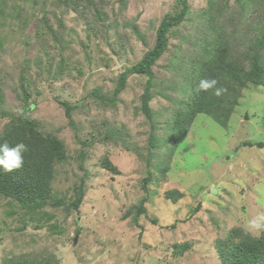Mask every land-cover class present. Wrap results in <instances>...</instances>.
<instances>
[{
	"label": "rangeland",
	"instance_id": "374dc122",
	"mask_svg": "<svg viewBox=\"0 0 264 264\" xmlns=\"http://www.w3.org/2000/svg\"><path fill=\"white\" fill-rule=\"evenodd\" d=\"M261 1L250 0L242 14L239 0H218L210 20L203 13L209 0H187L188 14L151 66L153 117L147 118L140 107L144 74H128L113 104L99 96L110 98L120 74L153 46L161 19L180 7L177 0H0V131L27 113L66 148L67 158L53 167L51 195L72 200L73 188L80 182L83 188L78 211L47 203L36 220L0 196V264H222L216 242L264 213V147L255 146L264 141V86L242 89L226 126L199 113L173 144L169 123L186 96L181 85L191 58L214 30L207 24L234 33L232 42L245 38L247 47V33L254 38L259 28ZM61 101L72 107L69 116ZM152 123L159 147L149 153ZM166 190L181 194L172 201Z\"/></svg>",
	"mask_w": 264,
	"mask_h": 264
},
{
	"label": "trees",
	"instance_id": "16d2710c",
	"mask_svg": "<svg viewBox=\"0 0 264 264\" xmlns=\"http://www.w3.org/2000/svg\"><path fill=\"white\" fill-rule=\"evenodd\" d=\"M92 1L84 0V5ZM217 1L209 0L208 10L203 11V13L209 14L208 18L210 20L217 12V10L214 11V7L217 6V9H219ZM239 1L242 3V14H244L247 11L246 8L251 5H249L250 0ZM177 3L180 4L177 11L168 13L161 19L156 29L153 46L136 63L127 67L120 74L112 96L110 98L99 96L100 101L115 103L117 95L124 88L127 75L132 73L144 74L147 78L143 93L140 96V107L147 118L153 117L152 109L149 107L154 84L151 66L167 50L169 31L172 27L180 24L188 14L187 0H177ZM259 5L261 7L259 6L257 10L262 8L261 19L257 23L259 28H253L252 31L256 30L254 38L250 37L251 32L247 33V37L252 39V44L249 43L250 45L248 44L247 47L246 44L245 46L243 44L245 43V38L239 43L232 42L234 33H221L222 28H216L215 23L210 22L207 24L212 29H216L217 32L210 30V34L206 33L202 39L204 46L197 49L196 54L191 58L190 72L184 76L185 81L181 85V89L186 93V96L181 100L180 107L172 112L173 118L170 119L171 122L169 123L168 138L173 144L182 140L193 119L199 113H205L217 123L226 126L230 114L233 112V107L238 104L242 89L247 88L249 85L252 87L264 86V0ZM19 7L20 5L16 3L12 5L13 11L16 13L20 12ZM10 15H15V13ZM95 16L101 18L99 10L95 12ZM43 20L46 33L55 36L52 25L48 24L46 19L43 18ZM25 21L22 24H25ZM35 31L38 34L40 32L39 28H36ZM240 48L245 49L241 50ZM201 79H216L218 81L217 87L225 88L227 91L221 96L213 95L212 91H198L197 85ZM20 87L24 91L22 83H20ZM161 94L165 96L164 93ZM92 95L97 96V93ZM27 96L28 94L24 92V100L27 99ZM60 104L65 107V113L69 116L72 107L65 101H61ZM28 108L31 109L32 105H29ZM156 126L154 123L150 125L151 131L147 139L149 153H151L152 149L159 147V141L155 135ZM5 142L10 147L23 142L28 146L29 150L23 154L24 164L19 170L6 173L0 167V196L17 202L24 209V213L28 212L30 214L28 219L36 220L37 217L34 213L39 211L44 205H47V203L52 207L65 205L67 210L78 211L83 198L82 182L73 188L74 197L72 200H68L66 196L57 198L51 195L50 181L53 175V167L56 163H60L67 158L65 145L60 138L42 131L33 118L22 112L12 117V120L0 131V145ZM243 144L247 146L254 145L250 142H244ZM255 146L257 148L264 147V141L255 143ZM103 164L106 168L116 173V166L107 158H103ZM149 177L148 173L147 177L143 179V186L150 179ZM164 194L167 198L175 201L178 198L177 195L181 193L177 192L175 195L173 190H166ZM147 199V196H145L140 200L136 209L137 215L144 213ZM172 226L174 227V224ZM228 237L238 238L236 242L229 243L226 241V239H229ZM226 239L219 240L215 244V248L220 250L218 256L222 264H264V233H261L259 238H253L245 234L243 229L233 227L228 231ZM173 247L172 251L176 253L178 251L177 243Z\"/></svg>",
	"mask_w": 264,
	"mask_h": 264
},
{
	"label": "clouds",
	"instance_id": "9594fccd",
	"mask_svg": "<svg viewBox=\"0 0 264 264\" xmlns=\"http://www.w3.org/2000/svg\"><path fill=\"white\" fill-rule=\"evenodd\" d=\"M217 84L218 81L216 79H201L197 85V90L202 92L212 91L213 95L221 96L227 89L218 88ZM28 150V146L23 142L11 147L7 142L3 143L0 145V167L6 173L19 170L24 164L23 154ZM243 231L253 238H259L261 233H264V213H257L251 216L243 227Z\"/></svg>",
	"mask_w": 264,
	"mask_h": 264
},
{
	"label": "water",
	"instance_id": "95a60500",
	"mask_svg": "<svg viewBox=\"0 0 264 264\" xmlns=\"http://www.w3.org/2000/svg\"><path fill=\"white\" fill-rule=\"evenodd\" d=\"M247 118V116H245V119ZM71 198H69V200H70ZM74 241H75V239H74Z\"/></svg>",
	"mask_w": 264,
	"mask_h": 264
}]
</instances>
